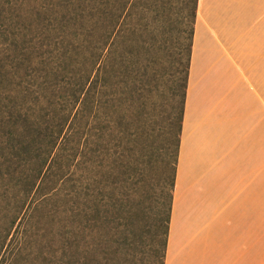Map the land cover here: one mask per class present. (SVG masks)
Returning <instances> with one entry per match:
<instances>
[{
	"label": "trees",
	"instance_id": "16d2710c",
	"mask_svg": "<svg viewBox=\"0 0 264 264\" xmlns=\"http://www.w3.org/2000/svg\"><path fill=\"white\" fill-rule=\"evenodd\" d=\"M168 4L167 0H0V165L13 167L7 174L16 177L17 172L20 188L15 212L6 214L0 227V264H16L32 247L36 213L53 202L54 220L61 197L69 202L68 222L61 230L59 248L53 244V256L59 257L53 263L102 264L101 254L110 246L118 257L133 246L135 233L131 235L128 217L122 214L123 205H129L123 197L127 191L118 185L126 171L115 175L114 186L123 188L116 199L100 174L108 173L103 170L105 159L114 152L124 153L122 148L117 151L122 147L119 134L140 144L150 55ZM198 4L199 0L186 1L190 43L161 264H165ZM130 151L131 170L138 175L142 158L135 149ZM119 162L120 167L123 161Z\"/></svg>",
	"mask_w": 264,
	"mask_h": 264
},
{
	"label": "crops",
	"instance_id": "0c3cea01",
	"mask_svg": "<svg viewBox=\"0 0 264 264\" xmlns=\"http://www.w3.org/2000/svg\"><path fill=\"white\" fill-rule=\"evenodd\" d=\"M165 264H264V0H199Z\"/></svg>",
	"mask_w": 264,
	"mask_h": 264
},
{
	"label": "rangeland",
	"instance_id": "374dc122",
	"mask_svg": "<svg viewBox=\"0 0 264 264\" xmlns=\"http://www.w3.org/2000/svg\"><path fill=\"white\" fill-rule=\"evenodd\" d=\"M167 1L168 7L162 11L157 26L155 50L153 48L150 55L145 95L147 112L142 136L138 139L140 144L119 134L122 147L117 151L122 148L124 153L118 156L120 153L114 152L111 158L105 159L106 167H103V170L108 173L100 174L106 184L110 183V194L116 199L122 195L123 188L114 186L118 184L115 175L121 170L126 171L125 175L121 174L119 177L118 185H123L127 191V196L124 194L123 197L129 200V205H123L122 214L128 217L131 235L135 233L133 246H130L122 257H118L119 254L114 252L115 248L110 246L101 254L102 264H161L160 254L163 249L176 160L177 115L184 93L186 49L190 43L191 26L187 0ZM31 2L34 3V0ZM154 41V35L149 37L150 45H153ZM131 149H135L142 158L138 175L131 170L134 160ZM117 160L123 161L120 167L117 165L121 162L116 163ZM12 171L13 167L8 163L0 165V227L5 223L6 214L15 212L16 196L20 192L17 172L14 174L16 177L7 174ZM135 180L138 181L136 184ZM64 199L61 197L57 200L58 208L54 211V220L53 202L40 207L36 213L32 247L25 251L16 264L56 263L53 260H58L59 257L53 256V244L59 248L63 239L61 230L68 222L69 202ZM115 213L114 208L110 215L114 216ZM118 214L119 212L116 215Z\"/></svg>",
	"mask_w": 264,
	"mask_h": 264
}]
</instances>
